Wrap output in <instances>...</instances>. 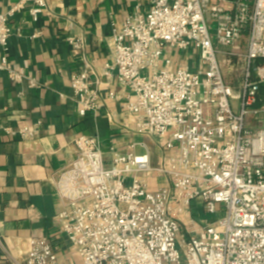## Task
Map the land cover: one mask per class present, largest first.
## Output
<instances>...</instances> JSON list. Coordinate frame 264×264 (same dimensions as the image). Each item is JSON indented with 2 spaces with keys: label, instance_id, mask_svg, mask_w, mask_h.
Here are the masks:
<instances>
[{
  "label": "built area",
  "instance_id": "2783aa9c",
  "mask_svg": "<svg viewBox=\"0 0 264 264\" xmlns=\"http://www.w3.org/2000/svg\"><path fill=\"white\" fill-rule=\"evenodd\" d=\"M28 4L38 21L49 1L18 0L0 11V70L39 87L9 55L16 33L10 19ZM64 39L83 54L82 35L64 33ZM110 45L113 61L105 68L116 70L127 93L103 92L109 82L92 76L83 55L71 76L78 113L97 116L107 98L124 99L135 131L158 139L164 153L153 164L142 141L126 149L112 144L108 162L100 135L75 137V158L52 176L63 203L57 220L81 257L70 264H264V128L246 125L247 115L262 111L264 0H151L147 11L113 23ZM177 53L193 55L197 65L179 61ZM218 54L223 62L244 61L238 90L226 81ZM41 125L4 131L32 139ZM154 175L166 182L154 185ZM196 201L205 213L224 215L191 232L181 217ZM7 256L10 264L57 263L45 237H34L21 257Z\"/></svg>",
  "mask_w": 264,
  "mask_h": 264
},
{
  "label": "crops",
  "instance_id": "0c3cea01",
  "mask_svg": "<svg viewBox=\"0 0 264 264\" xmlns=\"http://www.w3.org/2000/svg\"><path fill=\"white\" fill-rule=\"evenodd\" d=\"M17 1L0 0V11H7ZM48 1V9L38 21L33 20L29 4L10 19L16 30L9 41L10 58L16 67L23 68L43 85L30 87L26 82H15L0 70V264H10L7 252L21 257L34 237L49 239L57 253L56 264L81 261L57 220L63 203L52 182V176L75 158L76 136L100 135L108 162L112 144L126 149L131 142L142 141L150 150L153 164L159 163L164 153L158 139L135 131L133 114L125 107L124 99L107 98L97 116H82L71 87V76L83 64L84 55L92 64V76L109 82L103 92L115 89L127 93L117 82L116 70L110 73L105 68V63L113 61L112 25L121 24L136 11H147L151 0ZM36 29L40 34L32 37ZM64 33L85 38L83 54L73 53ZM246 45L245 36L241 49ZM176 58L197 65L193 55L177 53ZM237 84L231 85L238 90L241 83ZM258 98L262 111L246 117V125L251 129L264 128V83ZM38 120L42 121L41 129L32 139L4 131L5 126ZM145 150L138 147L139 152ZM150 180L154 185L166 182L162 175H154ZM205 214L201 202L196 201L182 215V223L196 232L213 220Z\"/></svg>",
  "mask_w": 264,
  "mask_h": 264
},
{
  "label": "rangeland",
  "instance_id": "374dc122",
  "mask_svg": "<svg viewBox=\"0 0 264 264\" xmlns=\"http://www.w3.org/2000/svg\"><path fill=\"white\" fill-rule=\"evenodd\" d=\"M214 43H216L215 38H214ZM218 57L222 61V55L218 54ZM222 68L225 73L226 80L231 84L236 82L240 84L243 81L244 61L242 59L235 58L231 63L222 61ZM149 139L150 138L148 137L146 138L148 143L151 142ZM205 215L209 216L211 219H214V218L222 217L224 215V211L219 209V211H217L216 213H206Z\"/></svg>",
  "mask_w": 264,
  "mask_h": 264
}]
</instances>
